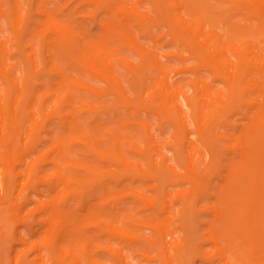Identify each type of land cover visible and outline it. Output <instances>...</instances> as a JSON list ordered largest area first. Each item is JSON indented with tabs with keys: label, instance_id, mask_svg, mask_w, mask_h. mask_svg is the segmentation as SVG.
Wrapping results in <instances>:
<instances>
[{
	"label": "bare ground",
	"instance_id": "1",
	"mask_svg": "<svg viewBox=\"0 0 264 264\" xmlns=\"http://www.w3.org/2000/svg\"><path fill=\"white\" fill-rule=\"evenodd\" d=\"M31 3L36 11L44 12L38 7L40 0H31ZM86 3L96 5L95 17L101 11L106 12L104 19H96L102 27L101 41L91 42L83 33L77 34L53 21L49 23L50 39H47V24L30 34L42 38L41 53H49V47H53L69 66H77L108 86L101 91L63 68H48L52 87L41 94L39 105L46 100L50 102L44 119H56L66 135L53 138V130L45 128V136H40L38 123L33 121L34 88L25 89L28 77L38 78L41 71L35 61L36 53L31 49L25 54L27 72L18 79L14 75L17 65H6L11 52L5 47V38L0 36V220L2 226L10 227L9 238L25 246L20 252L14 251V244L9 246V253H13L11 263L106 264L115 261V264H127L124 246L115 247L112 242L125 234L115 226L131 220L132 216L127 214L122 221L116 219L118 214L114 213L106 194L112 183L120 184L124 178L137 177L153 179L157 183L153 188L162 194H166L168 185L188 184L178 193L182 197L179 219L184 223L186 242L182 245L168 243L178 260L195 248L190 232L191 217L209 211L212 220L207 224L211 226V235L202 231L200 237L215 245V257L223 264L259 262L264 256V0H86ZM143 3L149 8L140 7ZM2 6L0 0V18L5 15ZM18 12V5L12 0V9L6 15L19 45L27 27L19 25L18 15H13ZM135 25L143 28L144 35L151 36L149 48L141 46L133 37ZM153 28L161 29L160 34L152 36ZM163 38L183 48V53L176 50L170 55L181 62L192 63L180 67V70L196 72L189 82L190 94L183 85L168 79L170 67L160 60L163 55L158 52ZM78 40L81 42L77 58L69 48ZM118 44L130 47L139 63L135 65L126 57H116ZM31 45L32 41L28 46ZM47 56L52 57L50 53ZM115 58L133 76V80H128L130 85L135 88L139 83L134 98L128 96L113 68ZM201 68L212 75V82L219 80L222 88L216 89L207 82L199 74ZM147 70L156 71L158 75L150 78ZM51 74L59 80L52 83ZM20 84L23 90L14 92ZM79 91H89L98 98L112 93L116 102L112 106L99 102L95 107ZM145 92H148L146 99L143 98ZM117 106L154 113L161 131L164 123L173 127L175 141L167 144L173 152L174 164L162 154L163 144L154 139L147 122L136 123L145 141V148H140L133 140L135 136L120 135L121 130L133 124L131 118L119 119L117 128L102 133L91 129L84 120L85 111L96 116L100 111L107 112ZM235 115L239 118L233 119ZM220 126L226 129L219 130ZM103 133L110 138V149L106 151ZM192 134L196 135L198 144L190 139ZM128 140H132L131 148ZM43 141H50L53 154L46 152L48 161L42 160V156L32 159L31 155ZM120 143L126 150L138 153L148 170L141 167L140 161L128 160L119 152ZM75 145L83 147L80 155L91 158L89 163L74 161L72 148ZM155 159H159L160 168ZM44 161L56 170L47 174ZM109 164L117 170L107 169ZM176 167L181 171L177 172ZM84 177L93 179L85 181ZM214 178L221 183L213 185ZM162 180H165L163 184ZM97 191L102 195L97 196ZM86 195L91 197L88 202ZM131 195L136 200H145L140 191ZM202 198L209 201L204 207H197ZM74 199H77L75 208L70 205ZM145 202L150 215L152 211L163 212L157 201ZM30 204H36L35 208L23 213ZM77 210L85 212L89 219L87 226L75 224ZM163 213L173 215L167 209ZM234 222L238 223L236 231L230 228ZM20 227L27 232L26 236L20 234ZM92 228L94 233L90 231ZM236 232L239 236L234 238L232 234ZM168 235L172 237L173 231H166L156 242L149 241L161 245L162 264L172 262L165 242ZM32 237L38 239L29 242Z\"/></svg>",
	"mask_w": 264,
	"mask_h": 264
},
{
	"label": "rangeland",
	"instance_id": "2",
	"mask_svg": "<svg viewBox=\"0 0 264 264\" xmlns=\"http://www.w3.org/2000/svg\"><path fill=\"white\" fill-rule=\"evenodd\" d=\"M133 2V0H130ZM3 6L2 9L5 11V15L0 18V36L5 38V47L10 50L11 55L10 58L6 61V65L16 64L17 69L14 72L16 78H20L26 75V64L24 62L25 54L29 52L31 49L35 51V61L39 65L38 68L41 69L38 78L29 79L27 85L25 86L26 91H29L33 86L34 88V99L32 101V110H33V121H36L39 126V134L41 137L45 136V128H49L53 130L52 137L57 138L63 135H66L67 132H64L59 126V123L56 119H44L45 113H47L48 106L50 102L46 100L42 106H40V96L47 89L52 86L49 84V79L47 75L48 68L52 66L55 69L63 68L67 73H72L76 77L82 78L85 82L89 83L93 87L104 91L108 89V86L91 77V75L86 72L78 69L77 66L72 65L69 66V62L61 56V54L53 47H49V53L52 57H48L47 53H41V48L43 45V40L40 35H35L33 37L30 36L31 33H36L40 31L43 25L47 24L48 27V37L50 39L52 37V33H50L49 23L53 21L55 25H66L68 29L73 30L75 33H83L85 37L91 42H99L101 41V32L102 27L96 21V19H104L106 17V12L101 11L94 16V11L96 9L95 4H88L86 0H40L38 7L44 10V12H39L35 10V6L32 5L31 0H15L18 5V15L19 17V25L24 24L27 27V31L22 35V40L19 42L14 38L13 29L8 23L7 11L12 9V0H2ZM43 3H46L43 6ZM140 7L149 8L147 3H143ZM7 14V15H6ZM133 37L137 39V42L145 47L149 48L152 44V38L150 35H144V30L140 26L135 25L132 28ZM161 29L153 28L151 30V35L156 36L159 35ZM32 41V45L28 46V44ZM81 40L76 42H72L70 44V52L73 56L77 58L80 56L78 51V44ZM28 43V44H27ZM27 44V46H26ZM112 46L116 45L111 43ZM117 51L115 52L116 57H126L128 60L133 62L135 65L139 63V58L137 54L128 46H123L122 44H118L116 46ZM183 53V48L178 46L177 42L169 41L168 38H163L159 42V53L163 55L160 60L165 63V65L169 66L168 70V79L172 82H177L183 85L184 90L187 94L191 93V86L189 82L195 77L196 72L193 70H180L181 66L188 67L192 65L191 62H181L177 57L170 55L172 52ZM52 59V62H49ZM113 68L116 71L119 79L122 80V85L124 89L128 92V96L134 98L136 92L139 89V83L136 87H132L128 80H133V76L128 73V71L123 68L119 61L115 58L113 60ZM199 74L205 77L207 82H211L214 88H222L223 84L219 80L211 81L212 75L204 68L199 69ZM147 76L150 78L156 77L158 73L153 70H147ZM59 79L55 74H51V82H57ZM147 83L150 82L149 79L146 80ZM18 90L21 92L23 90L22 85L20 84L18 88L13 89L14 92ZM82 94V97L94 103L95 107L99 106V102L104 103L107 106H112L116 102V97L112 93H107L103 97L98 98L97 96L91 94L89 91H79ZM148 92L143 94V98H147ZM84 120H86L91 129H94L97 133H102L105 130H112L117 128V121L119 119L126 120L128 118L132 119L133 124L130 128L121 130V136H135L133 140L138 144L140 148H145V141L143 134L136 124L138 121H144L150 124L151 133L154 136V139L158 142H161L163 145L161 147V152L166 157L170 159L173 163V152L168 146L167 143H174L175 139L173 137L174 129L169 123L163 124V130H159V119L158 117L152 113L147 112L144 109H140L137 111L135 107H131L130 109H126L124 107H113L109 109L107 112L100 111L95 114L91 111L84 112ZM239 116L235 115L233 119H237ZM225 126H220L219 130H222ZM114 136L119 138L118 135L114 133ZM103 145L104 150L110 149V138L107 134L103 133ZM121 138V137H120ZM109 139V140H108ZM191 140H196V135L192 134L190 137ZM121 140V139H120ZM131 141L128 140L127 145L131 148ZM50 141H43L41 145L36 149V152L31 155L32 159H36L37 157L42 156V160L48 161V157H46V152L51 155L54 152L51 148L50 150ZM72 158L75 162L80 163H89L91 158H84L80 155L84 149L80 145L73 146ZM119 152H121L128 160L140 161L141 167L145 170H148L147 167L144 166L143 162H141V156L134 152L133 150H126L123 144L120 143L118 146ZM49 151V152H48ZM151 152H154L151 150ZM47 155V156H49ZM45 161L43 163H45ZM157 168H160L159 159H155ZM47 174L53 173L56 169L51 163H45ZM174 164V163H173ZM107 169H111L113 171L117 170V167L113 164H109ZM102 169H100L101 171ZM177 172L181 170L176 167ZM161 173V172H160ZM158 173L157 175H159ZM81 174L84 176V171H81ZM221 175L223 172L220 173ZM161 177L166 178L167 175L160 174ZM85 181L93 179L92 177H84ZM165 180H162L161 184L164 183ZM221 182L218 178H214L212 180L213 185H219ZM157 183L153 179L144 180L140 177L136 179L132 178H124L120 184L112 183L109 186V191L106 194V197L109 198L110 206L114 209V213H117L116 219L121 220L129 214L132 216L131 220L125 222H119L115 227L119 231L125 232L123 237H117L112 242V245L115 247L124 246L123 254L126 257L127 264H162L163 258L160 256V244H151V242H156L166 231H173V236L169 235L165 237V242L167 243V251L168 256L171 257V264H223V261H219L215 256V245L212 242L203 241L200 237V233L202 231H207L208 235H211L209 231L211 230V226L208 225V222H211L212 216L209 211L204 212L197 216L191 217V237L194 242V250L183 257L181 260L174 257L175 250L168 245H172L173 243L184 244L186 242V234L184 231V223L181 219H179V210L182 207V197L178 194L188 187L187 183H183L177 186L168 185L166 194H162L159 190H155L153 187ZM42 186L41 188H44ZM142 193V197L145 200H136L131 192ZM102 195V193L97 191V196ZM85 200L88 202L91 200V197L86 195ZM147 200H155L158 203V208L163 212L167 209L173 215H169L166 213L157 211H152L150 215L149 210H146L145 204H147ZM206 198H202L197 207H204L207 202ZM149 203V202H148ZM36 204L28 205L23 213H28L35 208ZM70 205L74 208L77 206V199L70 201ZM78 216H75V224L78 227H85L88 223V218L85 215L84 211L77 210ZM167 215V216H166ZM169 215V216H168ZM168 218V219H166ZM76 226V227H77ZM231 229L236 231L238 229V223L234 222L230 225ZM91 233H94V228H92ZM10 227L2 226L0 220V264H12L11 256L13 255L9 253V246L14 244V251L20 252L25 249V246H20L16 244V242L9 238ZM20 234L27 235V232L23 227L19 228ZM234 238L238 237L239 234L236 232L232 234ZM145 238L147 240H145ZM38 238L32 237L28 241L35 242ZM169 243V244H168ZM32 257L31 254L28 255V259ZM210 258V259H209ZM260 260V261H259ZM259 262H254V264H262L264 263V256L258 259ZM21 264H29L27 261H24ZM106 264H115V261L107 262Z\"/></svg>",
	"mask_w": 264,
	"mask_h": 264
}]
</instances>
